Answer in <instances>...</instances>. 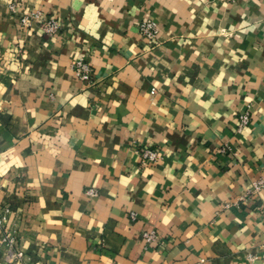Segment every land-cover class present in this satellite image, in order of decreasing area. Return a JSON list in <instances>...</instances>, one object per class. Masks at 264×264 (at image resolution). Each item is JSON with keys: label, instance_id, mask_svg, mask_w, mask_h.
<instances>
[{"label": "crops", "instance_id": "obj_1", "mask_svg": "<svg viewBox=\"0 0 264 264\" xmlns=\"http://www.w3.org/2000/svg\"><path fill=\"white\" fill-rule=\"evenodd\" d=\"M34 11L60 32L23 28ZM263 173L264 0H0V207L25 264H264Z\"/></svg>", "mask_w": 264, "mask_h": 264}, {"label": "built area", "instance_id": "obj_2", "mask_svg": "<svg viewBox=\"0 0 264 264\" xmlns=\"http://www.w3.org/2000/svg\"><path fill=\"white\" fill-rule=\"evenodd\" d=\"M9 10L16 14L18 13L17 4H12L9 6ZM20 25L23 28L31 29L34 24L39 25L41 31L44 35L48 37H53L57 35L61 30V24L57 19L47 17L42 11H34L27 14H22L19 17ZM140 34L150 40L154 41L157 39L158 30L154 22H143L140 27ZM74 69L77 77L83 83H92L93 80V68L92 66L84 61L79 60L74 64ZM241 125H248L250 121L249 112H245L241 115ZM139 154L144 163H151L158 160L159 155L156 151L145 149L139 150ZM264 190V173L260 176V178L253 183V191L260 192ZM0 193H1V185H0ZM89 194L91 196H96V191H90ZM132 217L135 218V215L132 214ZM14 218L13 212L10 209H2L0 207V245L6 243L11 248V258L14 261L22 262L25 264L24 259H26L25 253L22 251L13 252L15 239L12 236L11 232V223ZM144 238L148 245H155L157 241V236L155 232L145 233ZM200 264H204V261H201Z\"/></svg>", "mask_w": 264, "mask_h": 264}]
</instances>
